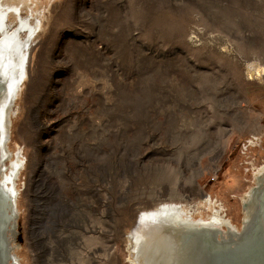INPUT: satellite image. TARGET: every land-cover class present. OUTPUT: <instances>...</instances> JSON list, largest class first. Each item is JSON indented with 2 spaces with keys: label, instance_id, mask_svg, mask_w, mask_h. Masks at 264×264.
Wrapping results in <instances>:
<instances>
[{
  "label": "rangeland",
  "instance_id": "obj_1",
  "mask_svg": "<svg viewBox=\"0 0 264 264\" xmlns=\"http://www.w3.org/2000/svg\"><path fill=\"white\" fill-rule=\"evenodd\" d=\"M36 5L8 130L20 262L131 264L128 234L161 202L206 217L208 195L239 226L264 162V81L246 75L264 0Z\"/></svg>",
  "mask_w": 264,
  "mask_h": 264
},
{
  "label": "bare ground",
  "instance_id": "obj_2",
  "mask_svg": "<svg viewBox=\"0 0 264 264\" xmlns=\"http://www.w3.org/2000/svg\"><path fill=\"white\" fill-rule=\"evenodd\" d=\"M37 2L38 0H0V264H4L2 257L8 256L9 253L12 254L14 264H22L14 251V246L16 247L14 242L18 239L15 232V215H18V209L16 202L14 208L13 201L14 197L17 198L15 179L23 159L20 152L14 155L9 150L8 132L10 131L8 130L13 105L26 76L30 54L28 41L44 27L42 23L44 14L38 12L43 15L41 17L36 15L41 6L38 8ZM44 8H47V4ZM246 75L250 80L264 81V67L256 61L251 62L246 66ZM9 158L8 167L4 161ZM253 177L252 184L240 194L243 213V223L242 221L241 223L245 229L249 226V221L258 206L263 205L257 203L255 192H258L259 187L263 185L259 194L264 195V162L255 170ZM251 191L254 192L253 195ZM201 202L210 210V214L208 213L206 217L200 211L194 214L192 209L175 202H161L152 209L141 211L136 226L131 228L128 234V261L131 264H157V262L166 264L167 254L177 250L181 235H187L188 230L197 227L198 222H201L200 224L212 222L209 225L222 232L221 234L219 231L216 232L218 238L230 237L226 231L228 227L236 231L240 230L241 224L237 226L231 219L226 218L221 210L215 207L210 196H203ZM188 249L190 248L185 250ZM178 254V252L173 254V264H178Z\"/></svg>",
  "mask_w": 264,
  "mask_h": 264
},
{
  "label": "water",
  "instance_id": "obj_3",
  "mask_svg": "<svg viewBox=\"0 0 264 264\" xmlns=\"http://www.w3.org/2000/svg\"><path fill=\"white\" fill-rule=\"evenodd\" d=\"M262 187H259L258 192L255 193L257 194V203L263 205L258 206L249 221L247 229L244 228L242 221L239 231L229 227L226 228L231 238H218L216 232L219 231L220 234L222 232L213 225H209L212 222H206L207 224L198 222L197 227L190 228L187 235H181L177 250L167 254L166 264H173V254L175 252L179 253L178 264H264V195L259 194ZM15 202L16 198L14 197V208ZM16 228L17 215H15V232ZM185 247L190 249L185 250ZM4 256L2 257L4 264H14L12 254L9 253L8 256H5L6 261ZM183 258L184 260H182Z\"/></svg>",
  "mask_w": 264,
  "mask_h": 264
}]
</instances>
